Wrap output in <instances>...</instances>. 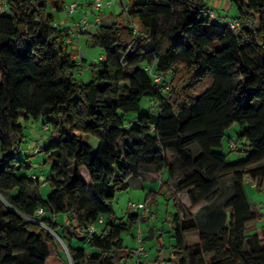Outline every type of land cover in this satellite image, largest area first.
I'll list each match as a JSON object with an SVG mask.
<instances>
[{
  "label": "trees",
  "instance_id": "obj_1",
  "mask_svg": "<svg viewBox=\"0 0 264 264\" xmlns=\"http://www.w3.org/2000/svg\"><path fill=\"white\" fill-rule=\"evenodd\" d=\"M232 2L235 31L207 0H134L126 17L81 33L103 51L86 82L78 77L86 59L74 58L70 30L50 12L63 11L64 0H0V264H129L136 248L123 236L146 214L119 218L113 203L147 170L169 174L151 206L166 190L176 209L158 254L177 264H264V226L253 227L260 214L246 191L247 180L264 186V0ZM145 98L156 113L142 112ZM22 119L49 128L47 199L19 158ZM235 124L243 131L230 152L242 144L245 159L223 151ZM227 182L226 225L199 230L180 195L192 209L212 204Z\"/></svg>",
  "mask_w": 264,
  "mask_h": 264
},
{
  "label": "rangeland",
  "instance_id": "obj_2",
  "mask_svg": "<svg viewBox=\"0 0 264 264\" xmlns=\"http://www.w3.org/2000/svg\"><path fill=\"white\" fill-rule=\"evenodd\" d=\"M86 0H81L84 2ZM108 1V0H107ZM113 5L110 6V10L114 13V17L116 21L119 18L120 14H124L126 17L128 12H124L125 7H129L131 10L134 8V0H111ZM73 2V0L71 1ZM69 0L67 1L66 7L63 11H54L50 10L51 13L54 14L56 20L59 22L60 20L69 19V24H72V14L70 15L68 13V6L71 3ZM78 4L80 3L79 0H76ZM109 7L105 8V11ZM80 6H78V12H79ZM207 9H210L213 15L215 17L222 19V21H229L239 15V11L236 7V5L232 2V0H207ZM104 12V11H103ZM102 15V14H101ZM104 15V14H103ZM79 14L76 12L74 18H77ZM96 16V14L91 13V10L89 11V14L87 18L90 22V25L88 27L87 31H94L96 27L92 25H96V23L93 22V18ZM110 21V20H108ZM112 22H103V24H112ZM75 28V27H74ZM83 47L80 49V52L85 54L86 63L84 64V68L86 71L79 73L78 77L83 79L84 81L88 82L91 79V69H89V65L92 62H95L99 59V57L103 54V51L100 47H97L95 45H92L91 42H89L87 39L83 41ZM72 46V45H71ZM217 49L220 48V45H216ZM79 52V53H80ZM74 54L76 56L77 54ZM81 69V71L84 70ZM141 110L142 112H151L156 113L157 108L152 106L151 99L145 98L141 103ZM135 115L131 114L128 116L129 119H133ZM21 123L24 126L25 129V141L21 147V151L19 153V158L22 160L28 159L29 162L32 165V169L30 171L31 175H35L38 180L41 183L40 192L44 199H47L49 195L51 194L52 188L49 183H47L48 178L51 175L52 165L53 161L50 160L45 153L41 152L39 154H33V147L37 144H41L44 142L46 137L49 135V131H46L42 120H26L22 119ZM243 131V128L235 124L233 127H231L227 133L226 137L223 141V151L225 153L230 152V140L236 141L238 138V134ZM89 138V137H88ZM99 141L96 139L92 140V146L96 150L98 147ZM240 151H233L230 152L229 157L233 160H240L245 159L247 157V153H245L244 146L242 144L239 145ZM247 149V147H246ZM168 178V174L166 175V180ZM165 180V181H166ZM45 183V184H44ZM44 184V185H43ZM152 186V185H151ZM159 184L155 186V190H159ZM151 189V188H150ZM150 189L146 190H140L137 188H132L128 191H122L118 192L116 195V198L113 203V209L115 212V215L119 218H126L128 215V205L129 203L139 204V203H146L147 201V195ZM229 189V183L227 182L223 188L224 193L221 195V197L216 201L217 205L220 202H224L228 196ZM246 191H247V197L249 200V203L251 205V208L258 212L260 214V218L257 220L256 224L257 228L264 226V186L263 185H257L256 187H251L250 185H246ZM158 199V206H153V211L156 213L155 215H158V218L156 219L153 217H148L146 221L141 222V218L139 219L137 225L131 229L129 233L124 234V244L125 246H128L130 248L136 247V249L140 245L139 235L142 234L143 236V246L147 249L149 253H152L151 259H153L154 255L158 254V243L160 241V237L162 235V231L166 232L165 234V241L166 243L170 239V231H171V221H169L167 218L169 216H172L175 213V207H174V200L172 199V194L168 191L164 190L159 195ZM216 205V206H217ZM224 206V205H223ZM223 209L226 211V214H228V209L226 207H218V210ZM190 208L187 210L189 213ZM132 214H140L141 216L144 214V211L142 209H135L133 208L130 210ZM62 216L59 215V221L62 219ZM150 223V225H149ZM226 221L224 217L221 218H210L206 221H203L202 218H199V224L201 227H204L207 225L208 231H211L213 233H219L222 227L226 225ZM166 226L165 229L163 227ZM153 228V230H156V234L153 236L150 234L149 228ZM135 236V238H133ZM136 260H133L132 262H129V264H136Z\"/></svg>",
  "mask_w": 264,
  "mask_h": 264
},
{
  "label": "crops",
  "instance_id": "obj_3",
  "mask_svg": "<svg viewBox=\"0 0 264 264\" xmlns=\"http://www.w3.org/2000/svg\"><path fill=\"white\" fill-rule=\"evenodd\" d=\"M64 1H65V7H66V4H67L68 0H64ZM69 1L71 2L72 0H69ZM73 1H76V0H73ZM79 1H80V3H79L80 9H79V12H78V10L76 11L79 14V16L77 18H74L76 12L72 15L73 16L72 24H69V19L68 20L67 19L60 20L59 22L56 20V23L58 24V26H60L61 28L69 29L71 34L74 33L75 25L82 18L87 17L90 10H91V13H93V9H92V5H91V1L90 0H86V1L82 2V4H81V0H79ZM110 8L111 7H109L106 11L103 10L104 12H102V15H101L102 23L103 22H110V21L112 22L113 19H114L113 23H115L116 19L114 17V13L112 11H109ZM108 20H110V21H108ZM92 26L96 27L95 25H92ZM85 39L86 38L82 34L74 35L73 44L71 46V50L73 51V54H76V53L80 52V49H82V47H83V43H84L83 41ZM102 56L103 55H101L98 60H101ZM84 58H85V54H84ZM84 71H86L85 68L82 71V74H83ZM167 174H168L167 171L163 172V174L160 176V179H159L154 174L153 170H147V171L143 172L140 175V177H138V178H130L129 179L128 182H129L130 189L137 188V189H140V190H146V189H150L151 188L150 189L151 191H149V193L147 195V201L146 202H149L150 206H149V211H147V213H145L146 214L145 218L148 217L147 214L149 215L150 211L153 209V205L151 206V199H150L151 198V193L156 192V190H155V186L156 185L159 184V187H160L162 185V183L167 182L169 180V174H168V178L166 180V175ZM180 200H181V202L183 203V205L185 207L187 216L195 219L199 230H202V231H208L209 230V229H207L208 228L207 225H205L204 227H201V225L199 224V218H202L203 221H206V220L210 219L211 217L212 218H214V217H216V218L224 217L226 222L228 220L229 213H230L229 210H227L228 214H226V211H224L223 209L218 210V207H222V208L225 207V200H224V202H220L218 205H217V202H214L212 204L202 203V204H200L199 206H197L196 208H193V209L191 208V202H190V199H189V196H188L187 193H182L180 195ZM189 208H190V210H189V213H188L187 210ZM155 214L156 213L153 214L154 215L153 217H155L157 219L158 215H155ZM61 218L62 219L59 221V218L57 217V222L59 224V229H61V226L65 225L67 223V221H66L64 216H62ZM167 219L169 221H172V216H169ZM146 220H148V219H146ZM149 225H150V223H149ZM256 226L257 225L255 224L253 227L255 229H257ZM165 228H166V226L163 227V229H165ZM151 229L152 228L150 227L149 230H151ZM156 231H157V229L155 231H153V234H152L153 236L156 234ZM209 232H211V231H209ZM143 236L144 235L142 234V241H143ZM143 244L144 243L142 242V245ZM78 245H81V244L79 243ZM136 247H133L132 249H135ZM143 248L145 249V255L142 258H138L137 256H135L134 260H136L137 262L139 260H141L144 264H162V262H165L166 264H177L174 259H171V256H170V254L167 251L163 252L161 254L154 255L153 259H151L152 253H149L144 246H143Z\"/></svg>",
  "mask_w": 264,
  "mask_h": 264
},
{
  "label": "built area",
  "instance_id": "obj_4",
  "mask_svg": "<svg viewBox=\"0 0 264 264\" xmlns=\"http://www.w3.org/2000/svg\"><path fill=\"white\" fill-rule=\"evenodd\" d=\"M91 4H92V9H93V13L96 14V16L93 19V22L96 24H99L101 22V16L100 13L105 10L106 7H110L113 5L111 0H90ZM78 6L79 4L75 1L71 2L70 5L68 6V13L69 14H74L77 10H78ZM210 14L213 16V13L210 11ZM226 23L230 26V28L235 31L236 28L239 26L240 22L236 19H231L229 21H226ZM90 25V22L87 18H82L76 25L74 28V33L71 34L70 36L67 37L66 39V43L69 45L73 44V37L74 35H79L85 31L88 30V27ZM136 30V28H135ZM84 57L83 53H79L76 56H74L75 59H81ZM156 77V82H161L162 78L160 76H155ZM46 131L49 130L48 127H45ZM230 149L232 150H237V142L236 141H230ZM42 152V146L41 144H37L33 147V154H39ZM33 179H36V176L33 175ZM247 184L250 185L251 187H256L258 185V183L252 180H247ZM149 202L146 203H140V204H134V203H129L128 205V210H132L133 208L135 209H142L144 211V213H147V211H149ZM43 211H40V213H42ZM144 216V214H143ZM104 222V218L101 217L99 219V223H103ZM96 225H92L89 228V232L92 235L95 231H96ZM91 239V236L89 238V240ZM139 240H140V245L139 247L135 250V256H137L138 258H142L145 255V249L143 248L142 245V236L141 234L139 235ZM162 264H166L165 262H162Z\"/></svg>",
  "mask_w": 264,
  "mask_h": 264
}]
</instances>
